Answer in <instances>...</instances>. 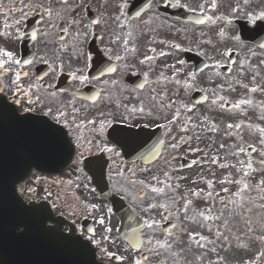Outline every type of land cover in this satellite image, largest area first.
Returning <instances> with one entry per match:
<instances>
[{
  "label": "flooded vegetation",
  "instance_id": "flooded-vegetation-1",
  "mask_svg": "<svg viewBox=\"0 0 264 264\" xmlns=\"http://www.w3.org/2000/svg\"><path fill=\"white\" fill-rule=\"evenodd\" d=\"M262 5V0H0V49L20 61L0 53V99L40 122L13 123L15 132L25 141H40L39 130L52 124L66 130L73 145L65 168H31L15 183L22 200L46 203L106 264H116L115 256L117 264H144L153 248L125 250L116 209L96 192V184L104 182L114 202L118 195L142 218L143 245H155L165 227L169 240L181 244L189 237L200 244L194 264H248V256L264 264V202L250 221L244 203L232 202L225 191L232 171L248 162L239 160L242 154L248 158L244 113L193 97L211 88L214 77L255 74L264 54L241 38L239 25L260 19ZM189 14L202 19L186 20ZM185 51L202 56L207 67L194 71ZM224 113L236 118L216 119ZM119 125L160 128V156L144 162L129 152L126 158L121 146L136 143ZM233 139L241 150L237 155ZM139 146L150 152L153 136ZM257 154L250 159L253 168ZM39 155L53 153L45 145ZM180 250L179 259L166 255L159 263L184 264Z\"/></svg>",
  "mask_w": 264,
  "mask_h": 264
},
{
  "label": "snow or ice",
  "instance_id": "snow-or-ice-1",
  "mask_svg": "<svg viewBox=\"0 0 264 264\" xmlns=\"http://www.w3.org/2000/svg\"><path fill=\"white\" fill-rule=\"evenodd\" d=\"M250 18L255 19L257 17H250ZM258 18L264 19V12H261ZM236 38L239 39V37H236ZM0 53L6 56L9 61H12L14 63H20V61L14 59V54L12 52L0 49ZM25 63H27V61H25ZM3 67H4V61H0V68H3ZM108 71H113V69L109 68ZM80 79H85V78L80 77ZM242 103H246V101H242ZM25 111H29V109H25ZM29 119H34V118L25 117L23 115L17 114L15 108H13L10 104L0 101V128H3L6 124H9V123H18V122H22V121L29 120ZM229 127H231V125H229ZM39 132L46 146L51 149H55L62 142V137H63L62 130L56 128L52 124L45 125L43 128L39 130ZM173 147H175V145H173ZM106 150L108 149H103L102 151H106ZM262 163H264V161H262ZM248 167H251V164H249ZM153 179H155V177H153ZM153 191H156V189H153ZM225 191H227V189H225ZM31 211L35 213L38 226L43 232L52 234V235H58L60 239H62L63 241L67 242L68 244L72 246H75L81 252L86 253L89 250L88 244L85 241L80 240L79 237L72 236L71 234L64 236L58 233V227L46 226L44 224V221L51 219V215L50 213H48V211L45 208L41 206H33L31 208ZM148 226L151 227V225H148ZM136 264H139V262L137 261Z\"/></svg>",
  "mask_w": 264,
  "mask_h": 264
},
{
  "label": "water",
  "instance_id": "water-1",
  "mask_svg": "<svg viewBox=\"0 0 264 264\" xmlns=\"http://www.w3.org/2000/svg\"><path fill=\"white\" fill-rule=\"evenodd\" d=\"M10 223L14 225L11 224L12 226L9 228H14V227H17V225H19L18 220L12 219V222ZM6 227L7 226L5 225L4 229ZM36 231H39V230L36 229ZM23 235L24 234L22 235L20 234L16 235L14 233L10 234V236H13L19 241V246L11 242L13 245V248L2 249L1 243H0V264H34L33 261H30L27 258L29 255V251L27 249L22 250V248H20L21 237ZM3 236H4V233L0 235V237H3ZM3 243H6V241ZM54 256L55 258L53 259V263H50L49 261H42L41 264H92L93 263V260H92L93 258L90 260H85L87 257H90L85 252H82V255L75 256L74 253H72L71 251L57 249L56 254Z\"/></svg>",
  "mask_w": 264,
  "mask_h": 264
},
{
  "label": "rangeland",
  "instance_id": "rangeland-1",
  "mask_svg": "<svg viewBox=\"0 0 264 264\" xmlns=\"http://www.w3.org/2000/svg\"><path fill=\"white\" fill-rule=\"evenodd\" d=\"M215 37V36H214ZM208 38H212L210 36H208ZM225 46L226 48L228 47L226 42H225ZM202 48H205V47H202ZM225 48V47H224ZM217 55H223V51L221 52H218L217 51ZM213 60H215V58H213ZM263 74H264V70H263ZM242 77H239V80L241 81ZM247 84H253L252 81H248ZM257 84L259 85V87L262 89V91L264 92V83H260V82H257ZM233 85V84H232ZM231 85V86H232ZM246 87H248L247 85H245ZM242 90H246L245 88H242L240 86H234L232 89H226V90H221L219 93L218 92H215L212 88L209 90L210 92V96L209 99L213 102H219L221 100H223L224 98H229V99H232L233 101H237L239 99V97L243 94H247L245 92H243ZM185 92H187V90H185ZM252 98H256L258 102H263V101H259V99H262L263 96L262 95H259L258 97H255V96H250ZM234 101V102H235ZM251 111H248L247 114L248 115H251ZM223 116L222 114L221 115H218L216 117V119H221Z\"/></svg>",
  "mask_w": 264,
  "mask_h": 264
}]
</instances>
